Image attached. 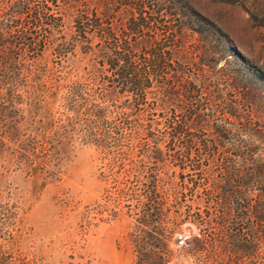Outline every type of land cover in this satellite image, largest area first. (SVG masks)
I'll list each match as a JSON object with an SVG mask.
<instances>
[{
	"label": "rangeland",
	"instance_id": "rangeland-1",
	"mask_svg": "<svg viewBox=\"0 0 264 264\" xmlns=\"http://www.w3.org/2000/svg\"><path fill=\"white\" fill-rule=\"evenodd\" d=\"M24 2L17 0L14 4L22 8ZM170 2L177 15L166 12ZM170 2L47 0L48 8L43 9L61 19H55L58 23H53L51 33L42 26L35 29L36 43L27 45L21 54L25 56L24 64L47 70L45 78L51 86L45 100L55 117L65 122L66 115L71 114L63 106L66 84L83 82L88 102L108 106V115L120 135L114 138L109 130L108 136H102L101 145L81 141L76 133L86 116L81 112L73 125V139L59 146L55 157L48 160L45 183L40 185L25 178L15 163H7L15 162L11 156L0 158V256L9 259L8 264H133L134 219L143 213L149 200H154L149 195V178L156 164L154 144L163 152L162 166L156 169L169 181L159 184V189L171 184L177 190L176 198L165 194L162 199L166 200V217L182 220L170 242L175 257L168 264H207L201 256L186 251L191 235L209 233L215 226V214L222 209L209 197L210 182L229 164L240 165L242 171L251 168L250 163H235V152L249 156L251 147L258 144L246 133L245 126L264 130V79L250 76L237 54L264 69V0ZM27 5L33 10L44 1L29 0ZM196 14L215 22L225 41L217 43L199 34L195 29L201 27V18ZM6 16L0 11V19L6 21ZM21 19L7 34L14 37L23 29L29 30V13L24 10ZM133 19L143 26L142 32L117 33L138 42L136 61L143 62L151 54L153 43L162 47L169 63L152 75L144 94H136L117 76L115 68L109 67L108 55L104 54L109 38L97 29L76 31V26L91 28L96 23L123 30ZM178 26L182 29L175 32ZM200 41L213 45L216 52L209 53L205 58L209 64L202 65L198 72L204 85L188 93L195 99L191 106H196L202 117L199 122L176 102L161 99L162 81L173 80V68L180 67L190 74L196 71L193 61L198 55L194 46ZM212 56H217V62L210 59ZM216 90L220 98H214ZM137 121L143 127L139 131L130 129L129 125ZM178 122H186L181 131L173 128ZM184 142L189 143V149ZM259 145L263 149V143ZM193 162L200 165L192 167ZM195 177L198 185L190 188V180ZM250 184L264 185V175ZM174 200H178V206L172 204ZM239 222L234 225L243 226V233L248 234L245 219ZM260 236L258 251L250 260L253 264H264V233Z\"/></svg>",
	"mask_w": 264,
	"mask_h": 264
},
{
	"label": "trees",
	"instance_id": "trees-1",
	"mask_svg": "<svg viewBox=\"0 0 264 264\" xmlns=\"http://www.w3.org/2000/svg\"><path fill=\"white\" fill-rule=\"evenodd\" d=\"M26 1L22 4V8H16L15 2L12 0H0V11L7 15L6 21L0 19V158L6 157L5 154L11 156L12 161L15 159V162L7 161V163H15V168L20 169V173H23L25 178L33 184L40 185L45 183L46 176L44 175L49 170L48 160L55 157L59 146H63L67 141L73 139L75 135L73 125L78 123V116L81 112L86 114L80 131L76 132L81 137V141H94L101 145L104 141L102 136H108L109 130L114 134V138H118L120 132L108 115V106L102 102H88L83 82L72 81L66 84L67 90L63 95V106L71 114L66 115L65 122H62L61 117H55L50 111L45 100L51 86L48 85L45 78L47 70L44 67H31L24 64L25 56L22 57L21 54L27 45L36 43L37 38L34 36V31L37 27L42 26L51 33L53 23L57 22L55 19H61V17L43 9L48 8L47 0H43L44 5L37 6L33 10H30L27 5L29 0ZM3 7L6 8L3 10ZM24 10L29 13L27 21L29 30L23 29L12 37L11 34H7V31L11 26L21 23V13ZM166 12L171 16L177 15L171 2ZM197 16L201 18V20L198 18L201 27L195 29L199 34H205L206 37L217 41V43L225 41V35L215 22L196 14ZM98 17L100 16L97 15ZM135 21L133 19L123 30L96 23L91 25V28H87L85 25L76 26V31L86 33L97 29L101 36L109 38L110 40L104 48H108L104 54L108 55L109 67L115 68L117 76L122 78L131 90L137 92L136 94H144L143 91L151 85L152 75L166 67L168 57L162 47H156L152 43L154 48L151 54L144 57L143 62L136 61L134 52L138 47V42L119 37L117 33V31L133 34L142 32L143 26ZM181 29L182 27L178 26L174 31L180 32ZM82 35L84 37V34ZM200 43L197 42L194 46L198 55V58L193 61L196 71L190 74L180 67L173 68L174 72L171 75L173 80L162 81L161 99L162 102H176L179 107L184 108L188 116H197L199 122L202 121V117L198 108L191 106L192 100L195 99L192 94L188 95V93H194L204 85V80L198 72L201 71L202 65L209 64L205 59L209 53L216 52L213 45L209 46L203 41ZM237 54L241 56L242 63L246 66L250 76L264 79V69L251 64L245 55ZM210 59L217 62V56L216 58L212 56ZM181 91L185 94L181 95ZM214 96V98H220V91L216 90ZM87 103L88 105H85ZM231 111L230 113H232ZM2 115H10L11 118L6 120ZM184 124L186 125V122ZM184 124L178 122L173 128L176 131H181ZM142 125L137 121L130 124L129 128L135 127L134 129L139 131V128L143 127ZM95 127L99 129V132ZM245 127L246 133L258 144L251 147L249 156L245 152L242 154L235 152L237 158L235 163H250L252 167L242 171L240 165L229 164V166H225V171L221 176L212 178L209 197L216 200L215 204H221L222 209L215 214V226L209 233L197 232L192 234L188 241L189 247L186 253L201 256L202 261L207 264L214 262H218V264H253L250 260L258 251L260 232L264 233V185L250 187L251 182L261 179L264 175V130L259 126ZM260 143H263V149L260 147ZM183 145L189 149V143L184 142ZM236 146L240 147L241 145L237 144ZM257 148H260L261 151L257 152ZM152 151L156 164L155 171L149 178L151 186L149 195L154 200H149V204L146 206L143 203L145 206L143 213L134 219L133 234L136 257L133 264L172 263L175 253L170 247V242L182 222L177 218L168 219L166 217V200L162 199L166 197L165 194L176 198L177 190L171 184L166 189H159L160 185L169 184V181L160 176L156 169L162 166V148L158 144H154ZM191 165L196 168L200 163L193 162ZM197 181L198 178H192L189 187H196ZM178 203V200H174L172 204L178 206ZM242 219H245L248 234L243 233V226L234 225L237 222L240 223L239 221ZM1 223L3 224V221H0ZM9 261L5 256H0V264H8Z\"/></svg>",
	"mask_w": 264,
	"mask_h": 264
}]
</instances>
